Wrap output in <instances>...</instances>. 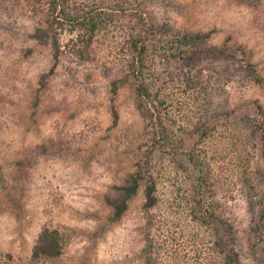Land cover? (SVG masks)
I'll return each instance as SVG.
<instances>
[{"label": "rangeland", "instance_id": "374dc122", "mask_svg": "<svg viewBox=\"0 0 264 264\" xmlns=\"http://www.w3.org/2000/svg\"><path fill=\"white\" fill-rule=\"evenodd\" d=\"M129 1L141 2L154 19L177 31L211 32L212 48L245 47L264 73V0ZM31 2L0 0V264L8 254L28 262L45 225L64 233L63 264H218L210 227L197 226L190 213L187 201L195 193L189 175L197 189L207 184V205L217 207L224 220L221 233L241 263L264 264L252 238L255 192L232 173L240 150L236 140L241 137L245 146L248 134L225 123L228 114L239 120L256 117L255 105L264 110V85L242 79L233 65L208 71L212 105L199 106L226 118L209 144L200 146L207 152L203 171L188 155L196 141L177 153V160L156 151L151 168L158 205L144 209L143 186L123 219L112 222L108 200H120V186L137 171L146 118L130 84L113 93L122 71L108 43L91 63L64 56L39 92L52 50ZM190 104L186 112L176 109L180 125L198 118L199 106ZM253 160L254 184L264 194L262 149Z\"/></svg>", "mask_w": 264, "mask_h": 264}, {"label": "trees", "instance_id": "16d2710c", "mask_svg": "<svg viewBox=\"0 0 264 264\" xmlns=\"http://www.w3.org/2000/svg\"><path fill=\"white\" fill-rule=\"evenodd\" d=\"M247 4H258L261 0H243ZM32 12L39 20V31L44 43L52 50V66L41 76L39 92L45 89L56 73L62 58L75 57L81 64L91 63L98 58V48L111 44L114 57L120 64L121 77L113 83V93L130 84L137 97L138 109L146 118V141L140 148L137 171L127 183L120 186L123 197L108 200L112 207V222L123 219L130 204L144 186V209L153 210L159 203L158 186L151 168V159L156 151L171 155L181 153L185 146L194 143L189 157L196 169H202L206 160L201 145L209 144L219 131L221 121L226 118V127L236 124L247 133L244 146L236 140L239 152L233 161V177L246 182L255 192L256 216L253 218V244L264 256V194L254 184L252 163L256 153L262 149L264 155V110L256 107V117L247 114L238 120L231 114H214L209 99L210 77L208 71L217 67L235 66L242 79L264 85V73L253 60V55L243 46L212 48L208 46L212 33L177 31L166 22L154 19L141 2L129 0H32ZM124 32L117 39L115 33ZM233 75H228L231 82ZM192 101L199 106L198 118L191 125H180L176 112L187 111ZM190 104V105H189ZM177 109V111H176ZM204 110V111H203ZM223 118V119H222ZM119 114L114 109V125ZM215 124V125H214ZM246 135V134H243ZM239 144V145H238ZM254 153V154H253ZM205 162V163H204ZM182 167L183 164L181 163ZM188 167H183L187 171ZM190 188L195 194L188 199L190 213L197 226L210 227L212 250L218 256V264H243L234 247L230 246L221 233V215L217 207L207 205L204 187L197 189L189 175ZM66 253L64 233L45 225L33 247L28 262L17 261L12 254L3 258V264H63Z\"/></svg>", "mask_w": 264, "mask_h": 264}]
</instances>
